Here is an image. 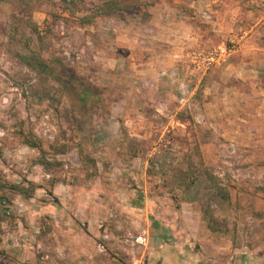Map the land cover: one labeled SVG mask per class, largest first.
Masks as SVG:
<instances>
[{
  "label": "rangeland",
  "instance_id": "1",
  "mask_svg": "<svg viewBox=\"0 0 264 264\" xmlns=\"http://www.w3.org/2000/svg\"><path fill=\"white\" fill-rule=\"evenodd\" d=\"M162 242L264 264V0H0V264Z\"/></svg>",
  "mask_w": 264,
  "mask_h": 264
},
{
  "label": "crops",
  "instance_id": "2",
  "mask_svg": "<svg viewBox=\"0 0 264 264\" xmlns=\"http://www.w3.org/2000/svg\"><path fill=\"white\" fill-rule=\"evenodd\" d=\"M256 30L257 28H253L252 30ZM180 28H178V32ZM165 247H169L166 243H161L158 246L157 251L153 255V264H203L200 258L196 255L183 253L180 250H169ZM244 264H259L257 261H250V263Z\"/></svg>",
  "mask_w": 264,
  "mask_h": 264
},
{
  "label": "built area",
  "instance_id": "3",
  "mask_svg": "<svg viewBox=\"0 0 264 264\" xmlns=\"http://www.w3.org/2000/svg\"><path fill=\"white\" fill-rule=\"evenodd\" d=\"M228 52L227 48L225 46L220 47L219 51H216L215 53H209V54H198L194 56V59H200L202 63L204 64V69L208 68L217 58L220 56L226 54ZM135 241L139 245H147L148 243V236H147V231L143 230L141 231L135 238ZM139 264H147L144 260L141 261Z\"/></svg>",
  "mask_w": 264,
  "mask_h": 264
},
{
  "label": "trees",
  "instance_id": "4",
  "mask_svg": "<svg viewBox=\"0 0 264 264\" xmlns=\"http://www.w3.org/2000/svg\"><path fill=\"white\" fill-rule=\"evenodd\" d=\"M108 1V0H106ZM112 6H116V2H110Z\"/></svg>",
  "mask_w": 264,
  "mask_h": 264
}]
</instances>
